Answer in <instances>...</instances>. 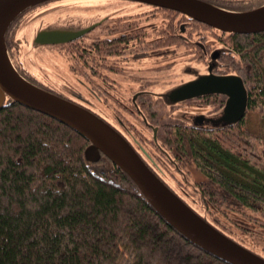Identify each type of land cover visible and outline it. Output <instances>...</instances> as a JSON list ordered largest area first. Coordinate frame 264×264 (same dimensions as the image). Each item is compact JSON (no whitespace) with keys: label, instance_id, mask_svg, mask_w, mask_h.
<instances>
[{"label":"trees","instance_id":"obj_1","mask_svg":"<svg viewBox=\"0 0 264 264\" xmlns=\"http://www.w3.org/2000/svg\"><path fill=\"white\" fill-rule=\"evenodd\" d=\"M208 1L231 10L264 2ZM195 21L197 33L217 35L223 58L244 80L246 109L240 120L216 129L179 130L166 145L177 166L199 170L195 189L212 218L189 206L264 257L229 225L264 240V30L223 32ZM89 143L10 98L0 105V264H231L168 223L107 157L86 160ZM239 218L248 222L239 225Z\"/></svg>","mask_w":264,"mask_h":264},{"label":"flooded vegetation","instance_id":"obj_2","mask_svg":"<svg viewBox=\"0 0 264 264\" xmlns=\"http://www.w3.org/2000/svg\"><path fill=\"white\" fill-rule=\"evenodd\" d=\"M50 1L53 0L43 3ZM143 4L150 6L147 15L151 18L143 14L146 10L136 13L140 17H131L132 13L112 8L100 17L93 18L90 14L89 17H92L88 19L90 21L86 20L87 17L83 18L78 15L76 20L69 19L67 24L34 26L33 31L27 34L24 40L26 38L27 41H32L39 48L69 47L74 60L71 67L75 69L73 73L77 75L78 84L99 100L108 99L107 90L115 91L119 87L132 90L124 104L128 105L129 114L133 115L138 122V125L133 124V127L141 128L140 134L143 137L149 136L151 132V138L147 137L149 142L166 152L175 163V158L171 155L173 152L166 145L170 140L167 138L173 137L179 130L190 131V128L202 126L216 129L222 123H231L220 119L227 97L225 94L210 93L172 100L169 97L170 91L208 73L216 75L238 73L232 70L227 71L224 56H222V53H226L224 46L218 38L216 40L210 35V30L199 34L197 32L201 29L200 25L188 15L174 9ZM35 6L22 11L6 29L4 38L9 54L12 48L11 42L17 31L22 32L29 24H32L34 18L29 19L25 24L22 18ZM74 6L75 3L70 6L66 5L69 8H74ZM63 7L59 9H65ZM87 28L90 29L85 30ZM41 30L85 31L64 42L40 43L35 41V37ZM198 57L197 62L204 68V71L198 70L190 73V58L197 59ZM15 66L27 80L43 86V81L37 76L26 73L21 66L16 64ZM176 66L181 67L179 71L181 78H169ZM126 67L130 68L128 72H125ZM124 73L130 75L131 79L126 86H124L125 81H122ZM158 88L164 91L154 90ZM98 94H102L103 97ZM68 98L86 106L105 119L124 136L150 169L155 170L150 160L152 153H149L147 148L131 136L130 125L120 115L116 113L111 114L110 117L101 115L97 110L86 105L85 99L80 95H77L76 100ZM211 98H218L220 108L210 111L211 113L207 115L204 113L191 116L190 119V104L193 100H198V103L203 104V101L206 102ZM180 106H185V108L179 109ZM199 117H202L200 122L197 120ZM154 172L156 173V170Z\"/></svg>","mask_w":264,"mask_h":264},{"label":"water","instance_id":"obj_3","mask_svg":"<svg viewBox=\"0 0 264 264\" xmlns=\"http://www.w3.org/2000/svg\"><path fill=\"white\" fill-rule=\"evenodd\" d=\"M43 1L46 0H0V105L7 96L84 135L90 141L84 151L86 160L97 161L100 157H107L120 167L154 209L196 245L231 264H264L263 256L219 231L174 193L142 160L124 136L103 118L69 98L34 84L16 70L4 38L6 29L22 11ZM134 1L180 11L225 32L252 33L264 30V3L247 10H231L207 0ZM85 30H41L35 41L64 42ZM210 93L227 96L220 117L222 121L233 123L244 116L247 90L238 74L208 73L173 89L169 97L178 100ZM197 120L200 122L202 117Z\"/></svg>","mask_w":264,"mask_h":264},{"label":"rangeland","instance_id":"obj_4","mask_svg":"<svg viewBox=\"0 0 264 264\" xmlns=\"http://www.w3.org/2000/svg\"><path fill=\"white\" fill-rule=\"evenodd\" d=\"M223 1L235 2L249 0ZM74 3V8L66 7V5L70 6ZM63 6L65 9H59V7ZM112 8H114V10L119 9V11L132 13L131 17H140V15L136 13L146 10L143 14H146L148 18H151L149 15H147V13L149 14L147 10L150 8V6L134 0H53L35 6L26 14V16L22 18V20L25 21L24 24L29 19L34 18V20L32 21V24H29L28 27L22 30V32L17 31L16 35L14 36V40L11 42L12 48L10 57L12 61L17 66H21L26 73L37 76L40 80H42V85L46 89L52 90L55 93L65 97H71L75 100L77 95H80L83 99H85V103H87L86 105L97 110L101 115H106L107 117H110V115H113L114 113L120 115V117L130 125L129 129L131 136L134 137L136 141L138 140L139 144L141 143L145 148H147L149 153H152L150 160L152 166L156 170V173L160 174L159 176L178 195H180L184 201L190 203V205H192L201 214L205 215L208 219H211V215L208 214L207 209L205 210V207L202 203L199 189H195L196 182L200 179L199 170L196 168V166L191 163H182L177 166L166 152L161 151L155 144L149 142L150 140L147 137L151 138V132H149V136L143 137L140 134L141 128L133 127V124L137 126L138 122L135 118H133V115L129 114L128 105L124 104L127 100V97L131 95L132 90H129L126 87H119L115 91L107 90L108 99H103V95L101 94L102 100H99L94 95H90L88 90H85L78 84L77 75L73 73L75 69H72L71 67V64L74 63V60L72 59L69 47L52 46L49 48L46 46L44 48H39L35 46L32 41H27L26 38V41L24 40V37L33 31L34 26L41 27L44 24H53L58 26L64 23L67 24L69 19H73L74 21L78 18V15L82 16L83 18L87 17L86 20H88L92 17L94 18L103 16ZM90 14L92 15L91 18L89 17ZM210 35L217 40V36L213 32H211ZM234 57H238V55L235 54ZM198 59L199 57L197 59L190 58V73L191 71H204V68H202L200 63L197 62ZM224 60L226 61L227 59ZM227 67L233 68V66L228 62ZM180 69V66H176L173 72L169 75V78H181L182 75L179 72ZM129 70V67L125 68V72H128ZM232 71L236 72L234 68ZM129 80H131L130 75H125L124 73L122 77V81H125L124 86L128 84ZM154 90L164 91L161 90V88ZM202 103L203 104L198 103V100H193V103L190 104V119L191 116L204 113L207 115L208 113H211L210 111H214L218 109V107L220 108L218 98H211L206 102L203 101ZM181 108L184 109L185 106H180L179 109ZM160 121L156 122L160 123ZM252 126L255 127L254 124ZM206 127L209 128L208 126ZM171 155L174 156L173 153H171ZM247 222L248 221L243 218L238 219L239 225H245ZM229 225L233 227L232 231L236 232L235 236L241 241L242 244L264 255L263 239H260L259 241L249 239V237L242 230H239L236 225Z\"/></svg>","mask_w":264,"mask_h":264},{"label":"bare ground","instance_id":"obj_5","mask_svg":"<svg viewBox=\"0 0 264 264\" xmlns=\"http://www.w3.org/2000/svg\"><path fill=\"white\" fill-rule=\"evenodd\" d=\"M3 104V103H2Z\"/></svg>","mask_w":264,"mask_h":264}]
</instances>
